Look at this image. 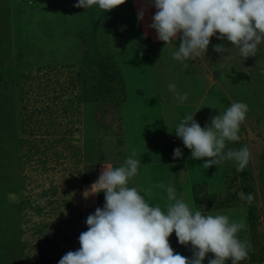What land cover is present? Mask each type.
Returning <instances> with one entry per match:
<instances>
[{"label":"rangeland","instance_id":"1","mask_svg":"<svg viewBox=\"0 0 264 264\" xmlns=\"http://www.w3.org/2000/svg\"><path fill=\"white\" fill-rule=\"evenodd\" d=\"M76 2L0 0V264H58L79 249L87 216L105 202L103 193L85 199L84 187L104 161L122 165L138 145L144 150L130 187H151L150 201L166 210L157 185H170L193 210L243 221L237 235L250 247L238 264H264V45L241 58L214 36L205 56L177 61L179 40L166 47L155 39L148 0L106 13ZM216 44L230 49L228 59ZM237 101L248 112L240 139L226 141L225 151L248 147L242 171L229 160L204 168L187 148L173 158L185 114L204 127ZM169 243L192 258L174 232Z\"/></svg>","mask_w":264,"mask_h":264},{"label":"clouds","instance_id":"2","mask_svg":"<svg viewBox=\"0 0 264 264\" xmlns=\"http://www.w3.org/2000/svg\"><path fill=\"white\" fill-rule=\"evenodd\" d=\"M125 2L77 0L74 7H95L106 13ZM148 6L156 10L149 27L155 30L157 39L166 47L179 40L172 53L174 60L205 56L214 36L231 42L230 49L236 48L241 58L255 56L258 46L264 45V0H148ZM143 19L141 9L138 20ZM230 49L213 45L223 60L228 59L223 53ZM168 88L175 91L176 85L170 83ZM176 99L183 103L187 94L176 93ZM247 112L246 103L234 102L204 127L194 119L195 114H185L174 134L194 160L203 161L202 167L208 169L229 160L235 162L239 172L249 163V149L245 145L225 151L226 141L240 139V125ZM182 155L181 148L173 150L174 159ZM140 163L133 153L118 167L104 164L97 180L83 192L85 199L103 193V207L87 216V230L78 237L79 249L68 251L58 264H203L208 253L214 254L208 264H226L229 260L238 264L248 257L250 246L237 235L245 227L243 221L230 220L219 212L193 210L170 185H157L167 193L166 210L150 201L151 187H130L129 181L138 174ZM247 199L251 202L252 195L248 194ZM173 232L179 244L191 245L192 258L174 253L169 243Z\"/></svg>","mask_w":264,"mask_h":264},{"label":"crops","instance_id":"3","mask_svg":"<svg viewBox=\"0 0 264 264\" xmlns=\"http://www.w3.org/2000/svg\"><path fill=\"white\" fill-rule=\"evenodd\" d=\"M133 2H135V0H133ZM155 39H157V37H155ZM143 121V120H142ZM134 149H132V150H130V155H133V153L135 154V158H136V156L140 153V152H142L144 149L141 147L140 148V146L138 145V146H134L133 147ZM161 153V152H160ZM137 154V155H136ZM150 155H148V157H149ZM151 157V156H150ZM147 158V157H146ZM137 160H140V159H137ZM104 164L106 165V166H111V167H118V166H120L121 165V162H120V160L119 161H117V160H106V161H104L102 164H101V166H100V172L103 170V167H104ZM90 186H91V184L90 185H87V186H85L84 187V190H86V189H88V188H90ZM86 231V230H85Z\"/></svg>","mask_w":264,"mask_h":264},{"label":"built area","instance_id":"4","mask_svg":"<svg viewBox=\"0 0 264 264\" xmlns=\"http://www.w3.org/2000/svg\"><path fill=\"white\" fill-rule=\"evenodd\" d=\"M181 150H184L186 147L184 145L180 146Z\"/></svg>","mask_w":264,"mask_h":264},{"label":"trees","instance_id":"5","mask_svg":"<svg viewBox=\"0 0 264 264\" xmlns=\"http://www.w3.org/2000/svg\"><path fill=\"white\" fill-rule=\"evenodd\" d=\"M183 144H181V146H182ZM180 147V146H179Z\"/></svg>","mask_w":264,"mask_h":264}]
</instances>
